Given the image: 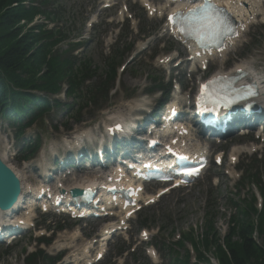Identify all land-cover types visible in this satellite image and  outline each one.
Masks as SVG:
<instances>
[{"label": "rangeland", "instance_id": "374dc122", "mask_svg": "<svg viewBox=\"0 0 264 264\" xmlns=\"http://www.w3.org/2000/svg\"><path fill=\"white\" fill-rule=\"evenodd\" d=\"M101 1L51 0L50 3L55 2V5L51 6L62 4L60 21L72 29L74 35L83 32L82 39H86V43L79 49V55L83 53L85 57L91 58L93 64L99 67L101 74H103L102 70L106 68L105 66L108 63L106 59L112 52L118 54L115 62L124 65L121 66L122 69L120 68V81L110 93L109 101L105 104L104 109L98 110L94 106L83 109L77 116L82 121L76 124L72 114H76L77 106H74L70 111L62 109L59 113L51 112L50 116L48 115L42 121L27 129L26 137L39 138L42 147L39 153L24 162L19 152L21 143L16 141L13 129L0 119V155H4L9 162L18 168L28 183H40L42 181L39 167H44L47 159L48 161L52 160L53 149L61 148L67 135H72L74 131L84 127L85 124H93V127L97 126L98 121H102L103 116L126 110L129 103H132L134 109L141 106H151V108L156 106L155 96H158V94L152 97L141 95L142 90L150 87L147 76L155 75L158 78L166 76L165 78H168V71L162 67L166 64L159 62L158 58L165 54H174L173 51L166 53L165 51L168 52L169 50L165 49L180 50L179 47H176L178 43L175 39H170L166 34V19L164 17L150 18L144 7L134 0H117V5L109 9H102ZM161 2V4L165 3L164 0ZM124 3L129 12H125L123 17L126 18V14L132 15V18H129L131 23L128 20L130 26L134 29L137 27L142 28L139 35H142L143 32L146 35H152V40L149 43L143 41L137 43L133 49H135V52L138 51V54L134 57L131 55V45L128 46V43L130 39L135 40L139 37L135 31L130 29L132 33L129 34L128 39L125 38L127 40L126 45H119L117 48L113 46L117 39L122 18L116 17V14ZM111 15L114 17H111ZM92 17L96 23L94 24L95 27L90 28L87 27L86 21H89ZM109 18L113 20L112 23H107ZM253 21L257 22V25L250 27L249 32L240 39L238 45L231 52L226 53L225 58L221 60L220 58L214 59L212 64L209 65V68H211L209 71L228 70L244 63L253 64L259 70L264 71V25L261 23L264 22V17L253 19ZM126 33H129V29H126ZM157 52L160 55L154 59ZM179 75L185 80V84L191 88V91H195V85L200 74L194 76L197 80L195 84H193L185 70L180 71ZM63 100L66 101L64 98ZM147 101H151L152 105L147 104ZM257 129L249 130V138L242 136L244 131H236L220 139L221 146H219L222 147L224 153L222 165L212 164L206 173L193 181L189 187L172 191L169 195L162 197L154 206L136 214V217L129 221L131 229L126 232L122 230V233L119 232L120 230L116 231L108 241L109 250L105 259L94 264H168L171 256H175L176 251L182 256L185 254V248H191L190 243L185 248H178L174 243L179 239V236L181 234L183 236L191 234L193 238H201L205 230L206 215L212 212L215 213L214 222L219 236L224 237L228 232L229 222L236 212L232 201L237 202L242 198L251 196V191L247 186L238 185L241 173L237 169L236 163L230 159L229 153H232V147L242 148L240 149L242 153H238L237 156L240 163L238 165L247 170V175L250 174L249 170L253 166L261 168L264 163L260 162L259 158L252 160L255 149H258L257 154L259 157L264 149V131H262L261 126ZM258 135L261 138H258ZM206 143L216 151L220 148L218 141ZM250 188H253L255 193L258 192L255 186ZM155 189L152 186L151 191L154 192ZM36 216L39 225H41L38 228L36 227L39 231L29 229L22 240L18 241L12 248L0 244V264H26V255L39 248H43L48 254L55 255L56 249L60 246H56L54 240H65V242L74 240L73 243L76 244L74 248L63 252L64 258L62 261L65 258L69 260V255L79 252L86 241L90 242L101 237L99 236V230L103 225V220L92 218L86 224L71 219H57V216L53 215L44 221L38 211ZM143 219L150 225L149 229L147 228L150 240H143L146 236H142V233H140L142 228L139 221ZM57 222L64 224L62 230L55 228ZM44 228L47 230L45 231ZM42 233L50 236L54 243L51 242L50 245L37 244L34 239ZM256 236V240L261 242L262 239L257 234ZM96 247L94 246L91 253L95 251ZM123 247L129 250V253L125 252L123 256L117 255L115 252ZM146 248H153L157 258L153 259L147 256ZM131 252L134 255L130 254ZM214 254V250L207 253L211 262L206 264H217ZM192 255L194 257V251H192ZM62 261L57 264H67ZM80 263L83 264L84 261ZM34 264L49 263L39 257Z\"/></svg>", "mask_w": 264, "mask_h": 264}, {"label": "trees", "instance_id": "16d2710c", "mask_svg": "<svg viewBox=\"0 0 264 264\" xmlns=\"http://www.w3.org/2000/svg\"><path fill=\"white\" fill-rule=\"evenodd\" d=\"M48 2L0 0V116L17 123L20 130L52 109L73 106L72 103L63 104L58 98L47 96L60 93L64 83L68 84L66 95L72 97L74 102L82 99L83 94L88 95L91 102L97 97V92L105 90L107 94V86L116 75L117 64L110 61L104 80L91 85L83 93L85 82L96 77L99 70L88 58L77 61L72 54L77 43H68L66 49L59 46L68 38L67 30L58 25L48 28L45 22L28 26L37 15L51 22L57 21L56 12L47 8ZM242 180L258 187L263 198L261 210L255 205L253 193L249 200L235 203L238 210L231 218L224 237L219 236L215 217L207 214L201 239L195 240L190 234L184 236L185 241L191 240L194 244L196 261H191L190 253L186 250L182 256L176 252L168 264L210 263L207 253L213 250L219 264H264V174L257 170ZM255 234L262 239L261 242L255 239ZM184 243V240L176 242L180 248L185 246ZM40 254L41 251L28 255V264L33 263Z\"/></svg>", "mask_w": 264, "mask_h": 264}, {"label": "bare ground", "instance_id": "6f19581e", "mask_svg": "<svg viewBox=\"0 0 264 264\" xmlns=\"http://www.w3.org/2000/svg\"><path fill=\"white\" fill-rule=\"evenodd\" d=\"M260 1L262 2V0H226L225 3L228 5V6H231L232 8L235 9V12H236V19L238 22L240 23H243V25H245L246 23L249 22V20L253 17L254 14H261L258 12V5L260 3ZM146 4L149 6V8L152 10L151 8V5L149 4V1L146 2ZM157 7V13H160L162 11H164L165 9H167L168 6H166L165 4L163 5H160V6H155ZM196 53V52H194ZM193 53V55H194ZM203 56V55H202ZM197 60H202V57L201 56H197ZM249 66L251 68H253V65H249L248 63H244V64H239L238 66L236 67H243V66ZM113 119V118H110V120ZM112 121V120H111ZM199 146V144H198ZM4 160L6 161V158L3 157ZM10 167L16 172V174L19 176V178L21 179L22 181V193L21 195L26 192V188H24V185H25V182L23 180V176L21 174V172L18 170V168H16L12 163L6 161ZM120 176V173L117 174V177ZM129 184H132V182H129ZM75 187H79V188H83L84 187V182L83 181H76V183H73L71 184V186H68L67 189H70V188H75ZM39 190H42V189H39ZM59 190H57L58 192ZM143 198H145V200H149L152 196H147L145 194H143L142 196ZM152 198H155V196H153ZM105 200H110V197H104ZM123 203V202H122ZM11 213L12 215V212H9ZM28 220L29 218L27 217L25 222L26 224L28 223ZM24 222V223H25ZM117 224H114V223H110L108 224L107 226L103 227V230H101V232L103 233V235H106L109 233V231H111L110 229L116 227L117 228ZM110 235V233H109ZM63 244H65L66 242H62ZM74 243L72 242H68L67 245H73ZM104 244V243H103ZM84 245V251L82 253V255L84 256V258H87V257H90V252H91V242H87ZM152 255H153V258L156 259L157 256L156 254H154V252H152ZM75 257V260L78 262L80 260V254H77V255H74Z\"/></svg>", "mask_w": 264, "mask_h": 264}, {"label": "snow or ice", "instance_id": "6c2138e0", "mask_svg": "<svg viewBox=\"0 0 264 264\" xmlns=\"http://www.w3.org/2000/svg\"><path fill=\"white\" fill-rule=\"evenodd\" d=\"M215 9V5L212 4L211 0H204V3L190 8L187 10L186 13L177 12L175 15L177 17V23L181 24V31L186 32H195L197 29L193 26L192 22L194 21H200L205 19L206 17H209L214 14L213 10ZM169 19L171 20L172 17L170 16ZM219 19V17H217ZM184 24H188V27H184ZM215 34L219 35L221 34L219 29H215ZM240 71V70H237ZM220 79V78H216ZM215 81H209L207 84L201 86V96L198 99H203L204 97L209 95V85L213 84ZM244 92L246 95H254L255 90L254 86L252 85H246L243 86V88L240 90ZM206 111H211V109H205Z\"/></svg>", "mask_w": 264, "mask_h": 264}, {"label": "water", "instance_id": "95a60500", "mask_svg": "<svg viewBox=\"0 0 264 264\" xmlns=\"http://www.w3.org/2000/svg\"><path fill=\"white\" fill-rule=\"evenodd\" d=\"M19 191V179L0 159V208L11 206L16 201Z\"/></svg>", "mask_w": 264, "mask_h": 264}]
</instances>
